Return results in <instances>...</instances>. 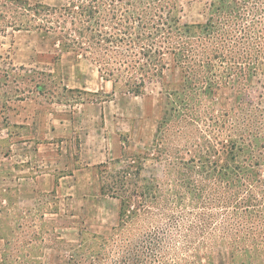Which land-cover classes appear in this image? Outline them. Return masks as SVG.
<instances>
[{
    "label": "trees",
    "instance_id": "16d2710c",
    "mask_svg": "<svg viewBox=\"0 0 264 264\" xmlns=\"http://www.w3.org/2000/svg\"><path fill=\"white\" fill-rule=\"evenodd\" d=\"M9 2L26 19L15 27L53 32L62 51L90 61L115 87L144 95L161 84L160 105H171L152 155L121 170L100 166L102 191L119 202L117 225L96 256L72 264H208L217 248L231 260L264 262V130L247 138L260 124L239 111L230 128L239 140L223 138L228 120L204 100L258 74L264 0H211L200 25L181 23L178 0ZM166 55L174 58L170 82ZM186 87V100L174 102ZM204 110L211 114L201 118ZM149 159L161 176H143Z\"/></svg>",
    "mask_w": 264,
    "mask_h": 264
},
{
    "label": "rangeland",
    "instance_id": "374dc122",
    "mask_svg": "<svg viewBox=\"0 0 264 264\" xmlns=\"http://www.w3.org/2000/svg\"><path fill=\"white\" fill-rule=\"evenodd\" d=\"M210 3L178 0L181 23L205 24ZM21 13L0 0V264L82 263L117 225L119 202L102 191L100 166L121 170L135 155H152L171 105H160L161 84H148L144 95L115 87L90 61L62 51L53 32L15 27L26 21ZM165 58L170 82L174 58ZM256 68L248 84H227L204 98L228 120L223 138L230 141L239 140L230 130L239 111L260 124L246 130L247 138L264 130V57ZM189 90L172 100H186ZM144 164L143 176H161L153 160ZM208 264L252 263L217 248Z\"/></svg>",
    "mask_w": 264,
    "mask_h": 264
}]
</instances>
